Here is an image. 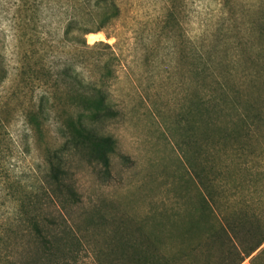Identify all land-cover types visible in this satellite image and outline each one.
I'll list each match as a JSON object with an SVG mask.
<instances>
[{"label":"rangeland","instance_id":"obj_1","mask_svg":"<svg viewBox=\"0 0 264 264\" xmlns=\"http://www.w3.org/2000/svg\"><path fill=\"white\" fill-rule=\"evenodd\" d=\"M72 1L0 0V69L7 71L0 86V264L39 259L29 215L40 212L45 224V203L51 228L70 231L66 264H141L130 257L145 250L188 264L182 249L200 244L215 224L202 180L225 189L229 204L244 190L239 205L264 208V123L240 120L250 107L264 112V0H117L120 17L106 32L85 35L89 46L63 37ZM15 52L27 72L40 75L35 85L29 76L21 81ZM70 66L86 82L106 76L116 112L88 123L116 148L108 167L86 147L54 154L63 159L67 187L47 200L48 153L66 137L24 110L38 94L32 86L48 82L43 89L55 90V70ZM213 79L223 91L207 118L201 98L213 96ZM71 86L58 97L65 115L79 110ZM222 248L216 244L211 264L221 261ZM253 257L264 264V243L242 264Z\"/></svg>","mask_w":264,"mask_h":264},{"label":"trees","instance_id":"obj_2","mask_svg":"<svg viewBox=\"0 0 264 264\" xmlns=\"http://www.w3.org/2000/svg\"><path fill=\"white\" fill-rule=\"evenodd\" d=\"M72 3L74 12L65 23L63 37L72 40L74 43L73 46H76L75 44L89 46L84 38L85 35L99 31L106 32L121 15V7L117 0H73ZM20 27V24H17V28ZM15 33L18 34V30L15 29ZM15 33V42L18 43L20 39ZM260 36L264 39V28L259 29V39H261ZM16 47H18V44H16ZM31 52L33 54L36 52L34 46ZM15 56L19 67H21V75L23 76L21 81H26L25 76H29L28 79H31L29 82L33 81L31 83L35 85L36 80L40 79V75H31L27 72L25 62H20L19 60V52H15ZM22 57L27 60V57H24V55ZM98 60L102 62L104 57L100 56ZM45 75L51 77L48 76L49 72H46ZM54 75L59 80V82H55L54 84L55 90L43 89L44 86L48 85V82L42 84L43 87L39 86V88H36V86H32V88L37 89L38 94L32 95L30 100L32 106H28L24 110L30 121L37 119L43 123L52 122L53 124L59 125L60 132L66 137L64 144L59 150H50L48 153L51 156L48 157L50 167L47 174V181L50 188L46 190L47 193L45 192L47 200H52L56 196L58 197V193L67 187L65 184L66 168L63 165V159L54 154H68L71 150L86 147L89 148L95 159L108 167L110 165V154L116 148V140L112 136L99 133L88 123V121L107 118L116 112L111 105L110 97L105 86L106 76L100 82H86L83 73L74 66L59 67L55 70ZM208 76H212V74H208ZM6 77L7 71L2 67L0 69V86ZM214 82L218 84L217 87V84ZM214 82L212 86L215 89L211 92L213 96L205 94L204 98H201V105L206 110L207 118L217 106L216 103L220 100L223 91L220 89V82ZM69 84H72V89L69 88V94H67L69 95V99H73L74 105H78L79 110L76 114L68 112L65 115L57 110L58 101H61L58 97L59 93L61 92L62 94L63 89L65 90L64 87ZM210 105H213L211 109ZM240 120L242 122L252 121V123H264V112L253 106L252 109L250 107L247 112H244ZM225 131L223 132L224 134ZM224 134L222 135L224 136ZM225 135L227 138L232 137V131H226ZM226 140L224 136L220 138V143L221 141L224 143ZM240 148L244 149L242 145L238 149ZM253 155L254 158L252 161L258 159L256 154ZM242 165L247 167L246 163ZM260 174L263 175L264 172H260ZM202 184L204 186L202 192L206 210L211 218H214L215 224L208 229L205 236L201 237L200 242H198L200 244L185 247L180 254L185 255L190 261L195 257L197 261L202 260L203 264H211L213 249L216 244H220L223 247L224 254L218 264H242L264 243V208L256 209L250 204L239 205L242 198H248V193L244 192V190L241 191L236 202L229 204L227 201L229 197L225 193V189L218 188L216 192L210 187L212 183L208 177L202 180ZM256 189L258 191V188ZM69 191L71 194H74L72 189ZM44 206V208L42 206L40 207L42 211H47L44 216L47 219L45 224H42V221L39 220L40 212L33 211L29 215L31 221L34 222L36 242L41 247L42 253L39 259L31 264H66L72 257L70 255L72 250L70 249L68 239L70 231L65 228L62 230L52 229V220L48 218V208L50 205L45 203ZM203 242L205 248L201 244ZM143 252V254L137 257L133 255L130 258L139 261L141 264H153L155 262L157 264H171L170 258L166 254H156L155 252L152 253L147 250ZM190 261H187L188 264L192 263ZM252 263H255L254 257L252 258ZM14 264L30 263L23 261L17 262L15 260Z\"/></svg>","mask_w":264,"mask_h":264}]
</instances>
